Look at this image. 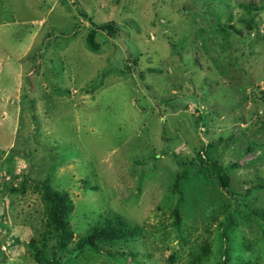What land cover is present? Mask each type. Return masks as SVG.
<instances>
[{"label":"rangeland","instance_id":"374dc122","mask_svg":"<svg viewBox=\"0 0 264 264\" xmlns=\"http://www.w3.org/2000/svg\"><path fill=\"white\" fill-rule=\"evenodd\" d=\"M42 185L73 205L56 255ZM113 215L140 234L75 249ZM53 256L264 264V0H0V264Z\"/></svg>","mask_w":264,"mask_h":264},{"label":"trees","instance_id":"16d2710c","mask_svg":"<svg viewBox=\"0 0 264 264\" xmlns=\"http://www.w3.org/2000/svg\"><path fill=\"white\" fill-rule=\"evenodd\" d=\"M249 10L250 8H246ZM94 28L105 32L107 35H115L117 32V25L113 22H105L99 25L91 23ZM87 44L90 48L94 45V31L87 35ZM133 63H136L134 61ZM211 146V145H209ZM204 173L209 178L215 179L218 184L227 189L229 186V177L225 168L212 162L207 152H202ZM179 179L176 180V188L179 192L180 188L177 186ZM44 197L50 202L48 210L49 225L55 233V244L53 246V255L62 251L71 240L72 232L66 221V215L72 211L73 205L70 197L66 192L53 191L48 185H42ZM140 234L138 226H132L125 222L124 219L117 215L105 217L100 224L91 227L87 232L81 236L75 244L76 250H81L84 247H89L93 252L98 251L100 245H111L113 243H127L129 240L134 239ZM36 251H39L35 248ZM39 253H41L39 251ZM43 254V253H42ZM47 264H58L54 258L45 260ZM243 264L244 262L240 260ZM245 264V263H244Z\"/></svg>","mask_w":264,"mask_h":264}]
</instances>
